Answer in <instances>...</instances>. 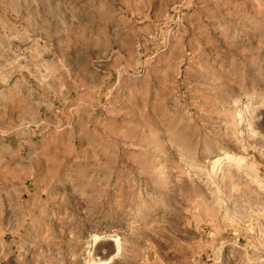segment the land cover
Segmentation results:
<instances>
[{
  "label": "rangeland",
  "instance_id": "obj_1",
  "mask_svg": "<svg viewBox=\"0 0 264 264\" xmlns=\"http://www.w3.org/2000/svg\"><path fill=\"white\" fill-rule=\"evenodd\" d=\"M93 262L264 264V0H0V264Z\"/></svg>",
  "mask_w": 264,
  "mask_h": 264
},
{
  "label": "bare ground",
  "instance_id": "obj_2",
  "mask_svg": "<svg viewBox=\"0 0 264 264\" xmlns=\"http://www.w3.org/2000/svg\"><path fill=\"white\" fill-rule=\"evenodd\" d=\"M238 102H239V101H237L236 104H238ZM239 103H240V102H239ZM239 105H240V104H239ZM93 237H94V236H93ZM97 238H98V237L95 236V237L93 238V240L96 241ZM114 241L116 242L117 249H119L118 238H114ZM92 264H95V263L93 262Z\"/></svg>",
  "mask_w": 264,
  "mask_h": 264
},
{
  "label": "water",
  "instance_id": "obj_3",
  "mask_svg": "<svg viewBox=\"0 0 264 264\" xmlns=\"http://www.w3.org/2000/svg\"><path fill=\"white\" fill-rule=\"evenodd\" d=\"M112 242L114 243V246H115V251H116V250H117V245H116V243H115L114 239H112Z\"/></svg>",
  "mask_w": 264,
  "mask_h": 264
}]
</instances>
